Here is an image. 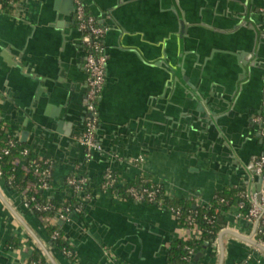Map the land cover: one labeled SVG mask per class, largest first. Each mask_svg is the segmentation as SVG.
<instances>
[{
	"label": "crops",
	"instance_id": "crops-1",
	"mask_svg": "<svg viewBox=\"0 0 264 264\" xmlns=\"http://www.w3.org/2000/svg\"><path fill=\"white\" fill-rule=\"evenodd\" d=\"M65 1L18 0L12 10H0L8 13L0 14V43L16 55L24 52L31 60L25 62L26 69L45 79L38 85L24 77L0 51V118L8 124L9 134L33 155L54 161L53 184L47 195L61 198L74 165L84 164L92 187V194L79 199L85 212L75 211L59 223L80 262L168 264L164 251L176 239L188 237V232L158 205L104 193L102 175L112 170L121 184L144 177L162 185L168 196L202 206L227 189L258 188L250 176L255 175L254 158L264 155L261 126L255 120L264 109V0H182L179 12L187 27L181 47L172 39L177 23L163 18L161 0H102L118 11L120 21L132 32L130 38L150 64H143L129 50L114 58L106 120H100L96 134L100 149L89 160L78 141L85 127L86 52L74 2ZM167 22V36L153 44L144 39L145 30L157 38L159 27ZM134 35H140L139 40ZM111 39L115 41V35ZM179 48L184 56L178 59ZM251 49L259 57L254 65L249 60L252 73L245 81L236 54ZM166 54L170 61H181L182 75L203 101L201 111L197 104L192 107L182 89L166 97L167 76L157 65ZM244 81L234 109L224 108L223 96ZM151 98H156L154 106L149 103ZM209 106L225 116L221 121L224 137L202 117ZM59 119L67 125L63 132L52 128ZM25 131L28 134L23 137ZM139 155L144 156L143 162L135 161ZM234 212L235 208L215 241L218 252L213 256L203 252L194 264L245 260L264 264V249L258 251L244 236L249 226L237 221ZM50 238L45 221L30 209L25 195L11 192L0 178V264H27L36 250L50 264H71L52 249Z\"/></svg>",
	"mask_w": 264,
	"mask_h": 264
},
{
	"label": "built area",
	"instance_id": "built-area-1",
	"mask_svg": "<svg viewBox=\"0 0 264 264\" xmlns=\"http://www.w3.org/2000/svg\"><path fill=\"white\" fill-rule=\"evenodd\" d=\"M75 10V20L77 27L82 34V44L86 52V58L84 67L87 72V93H86V107H87V117L85 121L84 131L81 136L78 138L80 145L84 148L85 158L89 160L93 153L100 149V146L97 143L96 134L99 128L100 119L98 115V107L100 99L102 97L103 88L106 83V62L107 56L105 53L104 46V37L107 29L102 26L98 19L88 10V7L84 0H73ZM15 4L16 0H0V10L3 9V4ZM264 13V9H263ZM255 120L261 126V135L264 140V109L261 114H259ZM17 140L13 139L10 141V147L4 150V154L10 153V148L16 146ZM22 158L32 155L30 159V164H25L24 169L26 171L32 170L35 175L40 177L39 181L41 182L40 187L45 190L51 188L50 178L53 176L54 161L50 158H39L32 154L31 150L27 147H22L20 150ZM137 162H143L144 156L139 155L135 158ZM21 162V157H17L14 160L15 164ZM42 162L45 166L42 168ZM254 174L261 176L264 179V155H260L254 158ZM1 166H0V178L2 176ZM68 184H70L75 191L84 192L85 185L89 182L87 176L82 175L77 178L76 176H69L67 179ZM118 177L114 175L112 170H107L102 175L101 180V190L104 193H111L112 195L122 198L118 192V187L120 185ZM160 186L157 188H147L144 187L142 190L136 186H130L127 188L128 198L134 202L142 203L145 199L153 202L156 200L159 192ZM35 183H30L24 193L27 191H35ZM32 201H35V207L39 211H46L50 208V205H43L40 202L36 201V198L33 196ZM222 201H225L224 199ZM159 207L170 211L176 220L178 226L181 230L188 232V237L185 239H201L203 236V230L200 224L196 221V218L193 215H189L186 218V225H181V211L180 209L166 208L162 204L158 205ZM234 218L237 221H241L249 226V231L244 233L249 240H251L255 245L256 249H264V188H249L238 193V203L234 206ZM69 208L61 209L55 216V220L66 221L69 219ZM75 211L80 212L81 207H77ZM40 219L46 222V219L43 216H40ZM60 228L57 229L52 235V239H56L61 235ZM216 240L212 243V251L216 254L217 248L215 245ZM189 257L193 258L197 253V248H188ZM63 255L66 257H74L75 263H79V258L76 250L74 249H65ZM32 264H50L47 258L44 256L38 260L33 261ZM240 264H248L247 260L240 262Z\"/></svg>",
	"mask_w": 264,
	"mask_h": 264
},
{
	"label": "trees",
	"instance_id": "trees-1",
	"mask_svg": "<svg viewBox=\"0 0 264 264\" xmlns=\"http://www.w3.org/2000/svg\"><path fill=\"white\" fill-rule=\"evenodd\" d=\"M17 1L18 0H16V2ZM3 9L10 11L13 9V4L11 5L9 3H4ZM13 139L14 138L9 134L8 124L0 118V166L3 174L1 176V181L14 194L25 195L29 207L34 212V214L38 217L43 216L46 219L45 227L51 237V235L60 228L59 221L54 219L58 211L69 208V214H72L75 212L77 207H81L80 213L84 214L86 206L80 204L79 199L83 195L92 194V187L90 182H88L84 187V192L75 191L74 188L66 181L64 187L65 191L61 198L47 195V190L40 187V177L35 175L32 170L26 171L24 169L25 164H30L32 155L22 158L20 150L22 147H24L23 144L17 141L16 146L10 148V153L4 154V150L10 147V141ZM17 157H21V162L15 164L14 160ZM83 166V163H76L71 175L76 176L77 178L81 177L82 175L86 176L87 173L84 171ZM44 167L46 166L44 162H42V168ZM113 173L116 175L114 171ZM49 182L52 186L53 176L50 178ZM30 183H35L37 189L35 191L31 190L24 193ZM130 186H136L140 190H142L144 187L151 189L160 186V192L155 201L151 202L148 199H145L142 203L148 205L162 204L166 208L180 209L181 225H186V218L189 215H193L203 230V236L199 240L181 238L176 239L172 243L169 250L168 264H194L195 262L201 260L202 257L196 261L195 256L202 250L203 252L211 253L213 256L215 253H212L211 251L212 243L217 239L220 232L226 229V226L229 222V214L234 206L238 203V193L245 190L241 187L230 190L227 189L219 193L208 203V205L202 206L196 204L193 200H188L185 198H172L166 194L162 185L144 177L120 184L118 187V192L122 198H128L126 191ZM33 196L36 198L37 202H40L43 205H50V208L46 211L37 210L35 207L36 202L31 200ZM223 199L225 201H222ZM50 242L52 249L58 254L63 255V251L65 249L74 250V247L70 244V242L63 238V233H61V235L56 239L50 238ZM189 247L195 249L197 248V253L193 258L189 257ZM63 256L66 257L65 255ZM42 257L43 254L39 250H36L27 264H32L33 261H38ZM66 258L71 264H76L74 257ZM78 264L84 263L79 261ZM233 264H240V262H235Z\"/></svg>",
	"mask_w": 264,
	"mask_h": 264
},
{
	"label": "water",
	"instance_id": "water-1",
	"mask_svg": "<svg viewBox=\"0 0 264 264\" xmlns=\"http://www.w3.org/2000/svg\"><path fill=\"white\" fill-rule=\"evenodd\" d=\"M65 1V0H64ZM86 4L90 7L92 14L98 19V22L100 24H102L106 29V34L104 37V46H105V53L107 56V62H106V83L105 86L103 88V92H102V97L100 99V103H99V107H98V115H99V119L101 121H105L106 118L104 116L105 113V106L107 104V99H108V94H109V90H110V82L112 79V72L114 70V58L117 56L118 53L121 54H125L127 53V51L129 50V52L134 55L140 62H142L143 64H147L149 65L150 63H148L150 60L147 57V55L145 54V52L140 48V46L136 43L133 42V40L130 38V33L132 34V32H130V30H128L120 21L119 16H118V11L111 5L106 6L102 0H85ZM176 4L172 1V0H161V8H162V14L164 15L163 18L166 19L168 22L170 21H175L176 27L174 28L175 33L173 34V38L176 43H177V47H181V41L183 40V36L184 33L186 31V27H187V20L184 18V15H181V13L179 12V8H182V0H175ZM66 2V1H65ZM247 4V1H246ZM171 7L170 11H168V8ZM264 7V5H263ZM247 12V6H246V10L244 11ZM1 15L5 14L8 15V13H4V12H0ZM243 19H245V16L243 17ZM168 22L165 24H163L161 26V28L159 27V29L161 30L160 32L158 31V37L156 38L155 36H152L153 34H151V30L149 32H147V30H145L144 32L146 33L145 36V40H149L152 41V43H156L157 39H161L164 38L165 36H167L168 34ZM51 29H53L52 31H55L56 29L54 28V26L50 27ZM36 26H32L31 30L35 31ZM79 31V29H78ZM81 38H82V34L79 31ZM156 33V32H154ZM112 35H115L116 39L115 41H112L111 37ZM155 37V38H154ZM140 35H134V39H138L139 40ZM171 39V40H172ZM165 42H168V40H166ZM262 42V40H261ZM164 44V43H163ZM164 45H162L163 47ZM15 46L13 45V48ZM19 48V47H18ZM179 54H178V59L179 57L182 58L184 56V51L179 48ZM20 51H22V49L19 48ZM252 51H245L243 53H237L236 54V58H237V62L238 65L241 67V71L244 74V80L246 81L249 72L252 73V69L248 68V62L249 60L251 61L250 63L253 62L254 64L255 61H258V57H259V52L257 51V53H253V49H251ZM0 51L5 55V57L7 58V62L9 64H11L14 68H16L24 77L33 80L34 82H36L38 85H40L42 82H44V78L38 74L37 72V77L34 76L33 73H31L28 69L25 62H29L31 61L29 58L24 56V52H21L19 55H16L15 52H13V50L6 48L4 45H2L0 43ZM241 62V63H240ZM241 64V65H240ZM157 65L162 67V71H164L166 73L167 76V82H168V86H167V92H166V97L170 96L172 94V97L175 96L178 92L179 89H182L184 91H186L188 97L192 100L191 102L193 103L192 107L194 106V104L198 105L199 110L201 111L202 109H204L203 106V101L199 98V93L198 91L194 90L195 86H193V84L189 83L188 80L186 79V77H184L182 75V69H181V61H170L168 54L166 55H161L159 60L157 61ZM262 67L264 70V62L262 63ZM26 70H28L29 72H27ZM88 78V75H87ZM245 81L241 82L240 84H236L234 86V89L232 91H230L229 93H227L226 95H224V102H223V107L227 108L228 110H233L238 97L240 96L242 89L245 86ZM163 95V93H162ZM149 103L151 105H155L156 103V98H151ZM148 103V104H149ZM209 111L206 113H202V117L207 118L206 122L210 123V126L216 128L217 130L219 129L220 132L223 133V137H224V128L222 126V120L224 119L225 116L221 115L222 111L219 109H212L211 106L208 107ZM222 109V108H221ZM85 113H84V117H85V121H86V117H87V107L85 108ZM221 111V112H220ZM197 115H200V113L198 112H194ZM221 116H219V115ZM138 120V119H137ZM136 121H132V123H134ZM205 122V123H206ZM66 124L59 120H56L55 124L52 126L53 129H55L58 132H63L64 129H66ZM100 129H98L97 133H99ZM70 134V132H68ZM28 134L27 131H25L23 133V137H26ZM226 139L229 141L230 138L228 136H226ZM24 140V139H23ZM233 140V139H232ZM231 141V140H230ZM232 142V141H231ZM254 166V163H253ZM251 180L255 183L258 184V189H262L264 188V179L261 176L258 175H253L250 176ZM60 224L64 223V221H60ZM133 248V246H131ZM164 253H166L167 255L169 254V251H164ZM123 256V255H122ZM203 256V250L200 251L196 256H195V260L198 261L201 257ZM129 264H142L141 260L139 261H135V260H130Z\"/></svg>",
	"mask_w": 264,
	"mask_h": 264
}]
</instances>
